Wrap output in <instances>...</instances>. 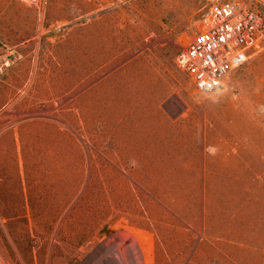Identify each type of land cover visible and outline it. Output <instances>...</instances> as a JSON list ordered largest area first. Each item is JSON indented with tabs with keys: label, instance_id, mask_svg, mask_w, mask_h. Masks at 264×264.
I'll return each mask as SVG.
<instances>
[{
	"label": "rangeland",
	"instance_id": "1",
	"mask_svg": "<svg viewBox=\"0 0 264 264\" xmlns=\"http://www.w3.org/2000/svg\"><path fill=\"white\" fill-rule=\"evenodd\" d=\"M6 1L21 8H0V264H113L107 246L134 264H264V51L212 92L176 63L214 0ZM26 22L24 58L6 28ZM197 133L229 157L198 168ZM206 176L261 206L197 262Z\"/></svg>",
	"mask_w": 264,
	"mask_h": 264
},
{
	"label": "built area",
	"instance_id": "2",
	"mask_svg": "<svg viewBox=\"0 0 264 264\" xmlns=\"http://www.w3.org/2000/svg\"><path fill=\"white\" fill-rule=\"evenodd\" d=\"M45 10L49 0H17ZM264 51V0H214L177 54L176 63L196 88H221L233 69Z\"/></svg>",
	"mask_w": 264,
	"mask_h": 264
},
{
	"label": "crops",
	"instance_id": "3",
	"mask_svg": "<svg viewBox=\"0 0 264 264\" xmlns=\"http://www.w3.org/2000/svg\"><path fill=\"white\" fill-rule=\"evenodd\" d=\"M65 0H51L52 8H56L58 5H61ZM119 1L125 0H103V6L114 5L115 3L120 7L122 6ZM12 7L13 9H19L21 6L17 3H12L6 0H0V8ZM69 12V11H68ZM91 12H94L93 9L86 11L85 14L88 15ZM70 15H73L76 19L84 15L83 12H78L77 8L73 12H69ZM70 17V16H69ZM67 18V17H66ZM63 20V19H62ZM7 27V25H6ZM5 28L4 22L0 21V31ZM16 33V37L21 38V41L15 45H10L6 48L9 53L17 51L24 58L35 53V49L30 48V40L35 36L32 33L31 27L26 22L25 25L18 27H7L6 30H9ZM19 44L22 46L17 47ZM24 60V59H23ZM25 66L26 77H29L30 63L26 62L23 64ZM199 123H197V127ZM208 140L206 135L204 139L200 133H197V167L201 168L203 165L206 167L208 165V160L213 158H218V160L223 161L229 157V153L232 151L226 146L218 148V153L215 156H212L209 152V149L206 145H202L203 142ZM218 141L226 143L224 139L217 137ZM228 171V170H227ZM223 173H226V170H223ZM227 174H224L223 177H227ZM207 176L205 179V190L197 191V262H199V256L203 253V247H217V240L225 239H242V233L247 229L245 226L244 220L249 219V223L253 222L250 219H253L255 222L259 219V207L260 203L252 200L254 197L251 192H246L245 194H236L231 189L218 186V189L213 190L212 187L208 189V180ZM216 180L210 179V183H214ZM238 195L244 197H239ZM258 194L255 193V198ZM258 199V198H257ZM253 210H252V209ZM246 212L247 215L243 214ZM251 229V228H250ZM248 230V229H247ZM257 239V238H256Z\"/></svg>",
	"mask_w": 264,
	"mask_h": 264
},
{
	"label": "bare ground",
	"instance_id": "4",
	"mask_svg": "<svg viewBox=\"0 0 264 264\" xmlns=\"http://www.w3.org/2000/svg\"><path fill=\"white\" fill-rule=\"evenodd\" d=\"M108 248V249H107ZM102 250L107 249V251L110 249L112 253L109 252L110 258L112 259L111 261L113 264H134V262L127 257L125 254L121 253L118 249L112 246H107V247H102ZM100 250V249H99ZM113 250V251H112ZM103 252V251H102ZM106 253V252H105ZM108 254V253H107ZM102 258V257H101ZM125 259V260H124ZM99 262V261H98ZM106 262V261H105ZM101 263V262H99ZM108 263V262H106ZM98 264V263H97Z\"/></svg>",
	"mask_w": 264,
	"mask_h": 264
}]
</instances>
